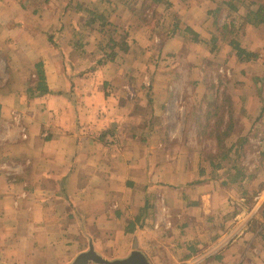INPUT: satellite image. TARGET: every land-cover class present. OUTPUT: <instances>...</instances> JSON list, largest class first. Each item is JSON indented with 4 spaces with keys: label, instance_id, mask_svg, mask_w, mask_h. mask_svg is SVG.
<instances>
[{
    "label": "crops",
    "instance_id": "1",
    "mask_svg": "<svg viewBox=\"0 0 264 264\" xmlns=\"http://www.w3.org/2000/svg\"><path fill=\"white\" fill-rule=\"evenodd\" d=\"M40 6L0 5V50L8 52L0 54L6 64L0 73L9 70L0 79V264H71L90 245L104 258L123 259L135 244L151 264H264V185L250 208L240 210V183L222 185L211 163L200 165L198 135L195 149L183 151L175 135L158 130L183 64L156 72L149 55L157 41L135 25L141 48L124 54L123 64L117 58L97 64L100 49L88 72L81 62L93 54L77 53L62 34L52 45L48 34L59 10ZM207 11L192 8L186 16L200 39L214 31ZM72 15L84 16L62 11L65 29ZM178 37L158 53L187 47L184 61L202 71L216 51ZM149 60L143 71L136 65ZM36 63L44 64L50 93L31 97ZM144 72L153 75V87L129 84L132 73L140 81ZM256 94L244 104L252 115L262 110ZM255 128L260 153L264 117Z\"/></svg>",
    "mask_w": 264,
    "mask_h": 264
},
{
    "label": "rangeland",
    "instance_id": "2",
    "mask_svg": "<svg viewBox=\"0 0 264 264\" xmlns=\"http://www.w3.org/2000/svg\"><path fill=\"white\" fill-rule=\"evenodd\" d=\"M22 1L0 0V5H7V3L11 7H20L21 5L37 7L41 5L40 7L50 6L54 10H59V13H56L54 17L56 22L55 29L48 34V37H51L49 40L52 45H57L58 37L62 34L64 42L68 41V39L72 43L81 41L83 47L77 48L75 51L77 53L83 51L93 54L91 58L88 55L86 64L81 62V66H87L85 70H88V72L92 67L96 66L95 61L98 58L95 57L96 53L100 52L101 47H105L110 43L112 36L114 39H119L121 35H126L131 43V48L128 52L121 51V56L118 57L119 55H117V62L123 64L124 54L130 53L132 50L136 51L139 47L141 48L138 43L143 41L134 37L137 34V29H131V27L135 25L143 27V31H140V34L143 32L152 42L157 41V46L152 47L156 51L154 52V50L150 49L151 54L149 55L150 60L153 59V61L157 62H153L157 66L156 72L160 68H168L172 64L177 65V63H181L185 67L181 74L179 73V77L174 79L169 87L170 94H168L167 99H164L165 108L163 109L162 122L159 121L158 124V130H166L169 136L175 135V139L178 140L174 144L183 151H193L195 149V145H197L195 136L198 135V156L202 167L207 164L210 165V161L214 159L217 162L223 161L222 164L229 165V159L216 158L215 155L217 153L219 155L222 150H229L241 134L250 136L252 141L245 147V150L239 153L238 151H231V157L238 163L247 166L248 171L258 172V176L251 187L254 188L259 184L264 185V166L262 164L264 163V151L260 150L261 154L258 153L259 149L256 146L259 144L253 140L258 137V128H255V126L262 123L264 114L262 113L259 119V112L252 115L244 106L247 94L253 92L257 93L259 102L262 103L261 107L264 106V25L259 27L248 25L237 35L228 34V38H224L221 27L230 19L226 17V10H223L218 15L217 22L215 17H213L214 15L210 12V9L215 10L222 0H213V2L215 1L214 3L206 0H179L174 3L168 0H85L83 3L78 0H26L25 3ZM166 2H170V4L166 5ZM183 2L186 7L182 6ZM78 5L91 7L92 9L97 8L108 21L112 22L111 25L105 28V33L98 28L85 26L90 14L85 10L77 11ZM192 8H201L204 13L210 10L209 12L207 11V17L215 20L213 24L214 31L206 30L202 32V39L210 40L213 37H217L215 42L216 53L213 52L211 42H200L202 45L206 44L213 52L211 56L207 54L203 62L202 71L195 66L186 64L188 60L184 61L183 52L187 50V47L182 51L180 50V52L173 49L166 50V46L164 47L165 50L160 53L156 49L159 46L163 48L166 41L178 36L183 37L188 43L194 42L191 40L190 33L185 31V27L189 26L186 16L189 15V10ZM67 10L71 11V14L79 12L84 15V18L73 17L72 15L70 18L71 25L65 29L61 25V20L62 11ZM243 11H245V7L241 8V12ZM233 15L236 16L235 13ZM194 16L199 18L200 12L195 13ZM84 20L85 22H83ZM80 21L81 24H79ZM76 22L77 25L73 26ZM177 22L180 25L178 30L175 29ZM112 24L117 28L112 27ZM108 32L112 35L108 36ZM233 36L238 37L240 43L247 49L258 52L259 59L249 62L236 61L235 51L229 45V40ZM204 48L206 49V47ZM102 50L103 56L101 59H103L106 49ZM2 52L3 50L1 49L0 54ZM3 53L8 54L7 50ZM232 55L235 56L233 60ZM188 58L189 56H186V59ZM101 59L97 60V64L105 63L100 62ZM150 60L147 61L148 63L145 61L144 63H136V65L142 66L141 71H143V69H146L144 66H148ZM36 64L34 70L37 74ZM65 64L72 70L75 68V64L71 60H68ZM0 67H2L1 69L6 67V64L1 60ZM8 73L9 70L1 71L0 75L4 74V77H0L1 81L3 79L4 81L6 80ZM132 74L130 76L133 79H130V85H140L146 88L153 87V75L141 74L142 79L139 81L137 76L134 73ZM132 98L137 100V93L132 95ZM161 104H163L162 101ZM111 137H114V135H111ZM112 142L115 141L113 140ZM238 154L239 157H236ZM227 167L229 166L219 170L216 168L214 175L222 180L223 177L225 178L224 173ZM239 193H241L240 189ZM243 202V205L237 207L246 212L255 201L248 202L244 199ZM261 216L264 218V213Z\"/></svg>",
    "mask_w": 264,
    "mask_h": 264
},
{
    "label": "trees",
    "instance_id": "3",
    "mask_svg": "<svg viewBox=\"0 0 264 264\" xmlns=\"http://www.w3.org/2000/svg\"><path fill=\"white\" fill-rule=\"evenodd\" d=\"M170 2H166V5H169ZM95 5V4H93ZM245 7V11L241 12V8ZM77 11H87L90 14V17L85 23L86 27L90 28H98L101 31L105 33V28L109 25H111V21H108L106 17L100 12L97 8H91V7H83L82 5H78ZM223 10H226V17L229 19L223 26L221 27V30L223 32L224 38H228V34H234L237 35L242 29H244L248 25H252L254 27H259L261 25H264V0L259 1H253V0H222L220 4H218L217 8L215 10H211L210 12L212 15H214L215 20L217 22L218 15L223 12ZM233 13L236 14L233 15ZM97 25V26H96ZM179 24L177 22L175 29H179ZM112 27L117 28L112 24ZM185 31L190 33L191 40L194 42H201L206 43V40H202L199 38V33H197L193 28L190 26L185 27ZM108 32V36H111ZM51 39V37H49ZM212 43V48L214 51H217L215 42L217 41V37H213V39L208 40ZM85 42V41H84ZM88 43V42H87ZM111 45V46H110ZM229 45L231 48L235 51V55L237 57V60L240 62H249L252 60L259 59V53L250 49H247L244 47L238 37L233 36L229 40ZM131 43L128 40V37L126 35H121L119 39H114L113 36L110 39V43L106 45L105 47H101L105 50V54L103 59L100 60V62H107V61H114L117 58V55H119L117 50L128 52L130 50ZM76 48L83 47V43L81 41H77L75 43ZM37 85L35 88L29 93V96H33L34 92H37V94H49L50 90L46 83V74L43 68L42 63H37ZM264 106L262 107V110L259 112L260 117L264 111ZM258 134V132H257ZM250 136L248 135H240L236 141L235 144L231 146L229 150L220 151L219 155L218 153L215 155L216 158L220 157L224 160H230L229 165H226L225 163L222 164L223 161L217 162L214 159L213 161H210V163L214 166V168H224L226 166H229L225 170V178L222 179V185H226L227 181L231 183H240L239 186L241 188V196L248 202L255 201L256 198L259 195L260 190L263 187V184H259L258 186H255L254 188L251 187L253 181H255L258 172H250L248 171L247 166L243 165L242 163H238L233 159L231 156V151H238L241 152L245 150V147L249 145L250 142ZM236 157H239V154L236 155ZM264 166V163H262ZM215 176V175H214ZM222 178V177H220ZM238 211H234L231 214V217L236 216ZM264 213V210H263ZM262 233L264 235V226L262 228Z\"/></svg>",
    "mask_w": 264,
    "mask_h": 264
},
{
    "label": "water",
    "instance_id": "4",
    "mask_svg": "<svg viewBox=\"0 0 264 264\" xmlns=\"http://www.w3.org/2000/svg\"><path fill=\"white\" fill-rule=\"evenodd\" d=\"M90 262L97 264H151L146 256L138 250L137 244L134 245V250L128 257L114 260L104 258L90 245V248L79 254L71 264H89Z\"/></svg>",
    "mask_w": 264,
    "mask_h": 264
},
{
    "label": "built area",
    "instance_id": "5",
    "mask_svg": "<svg viewBox=\"0 0 264 264\" xmlns=\"http://www.w3.org/2000/svg\"><path fill=\"white\" fill-rule=\"evenodd\" d=\"M113 140H114V139H111V141H113ZM166 223H167V225H168L167 227H169L170 223H169L168 221H166ZM158 227H159V223H156V224H155V228H158Z\"/></svg>",
    "mask_w": 264,
    "mask_h": 264
}]
</instances>
